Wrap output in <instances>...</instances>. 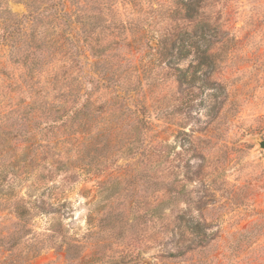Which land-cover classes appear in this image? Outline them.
<instances>
[{"label":"rangeland","instance_id":"374dc122","mask_svg":"<svg viewBox=\"0 0 264 264\" xmlns=\"http://www.w3.org/2000/svg\"><path fill=\"white\" fill-rule=\"evenodd\" d=\"M98 3L113 6L97 19L96 55L74 16L58 30L39 25L79 40L57 67L82 94L83 75L97 88L82 126L2 148L0 264H264V0L199 2L204 30L217 35L210 68L192 48L163 49L203 32L173 0H92L90 9ZM5 8L28 13L24 0H0ZM65 91L51 90L49 103ZM21 197L32 214L24 221Z\"/></svg>","mask_w":264,"mask_h":264},{"label":"trees","instance_id":"16d2710c","mask_svg":"<svg viewBox=\"0 0 264 264\" xmlns=\"http://www.w3.org/2000/svg\"><path fill=\"white\" fill-rule=\"evenodd\" d=\"M24 1L27 2L28 13L21 17L15 16L7 8L0 12V97L4 99L3 103L0 102V104H4L0 108V153L11 138L21 137L27 142H34L36 139L34 131H37V136H40V139L36 145L39 146L51 143L50 138L54 130L66 127L70 121H79L78 126H82L79 115L83 113L84 102L92 100L94 88H97L95 85L93 86L95 80L89 75L80 77L85 80L86 84V90L82 94L81 90L72 87V81H74L71 78L72 74H66L57 67L68 47H75L79 40L73 37L72 33L68 37L58 33L54 37L43 35L39 30V25L48 20V24L54 30H58L60 28L58 21L68 20L74 16L78 24L83 26V42L89 45L92 53L96 55L95 45L99 41L96 32L100 28V20L97 19L105 18V12L113 6H108V3H98L99 9H90L92 0ZM173 1L176 8L174 13L193 22L195 24L194 32L199 30L203 32L199 37H194L196 42L187 35H183L172 46L163 43V49L177 51L181 54L185 52L184 55H187L191 53L188 49L192 48L198 56L197 65L199 67H212L214 54L211 51L214 45L210 39L217 35L210 37L211 29L204 30L208 25H203L205 22L202 21V15L199 13L201 0ZM109 24L111 25L112 22ZM116 26L121 29L123 25L118 23ZM201 41H205L207 44L201 45ZM78 56L74 55L70 61L73 64L74 62L78 63ZM72 68L81 70L76 65ZM182 78L186 79L184 75ZM193 80L184 81L193 86ZM96 81L98 86L99 80ZM63 88L66 91L59 103H49L50 91L55 89L61 91ZM69 96L72 100H69ZM70 103L72 106L67 107ZM6 108H9L7 112L4 110ZM145 112V109L137 110L140 120L149 124L150 121ZM14 116H17L18 120L10 122ZM44 132L48 133L45 137L42 136ZM60 170V167L49 170L50 177L46 178L41 175V178L38 179L39 183L41 182L43 185L53 182ZM4 173L0 165V183L4 178ZM20 201V204L15 207V213L19 219L24 221L32 216L31 208L21 204L25 201L24 197H21ZM22 225L26 228V223L22 222ZM72 247H74L73 244L68 245V251Z\"/></svg>","mask_w":264,"mask_h":264},{"label":"water","instance_id":"95a60500","mask_svg":"<svg viewBox=\"0 0 264 264\" xmlns=\"http://www.w3.org/2000/svg\"><path fill=\"white\" fill-rule=\"evenodd\" d=\"M259 145H260V147H261L262 149H264V140H260V141H259Z\"/></svg>","mask_w":264,"mask_h":264}]
</instances>
